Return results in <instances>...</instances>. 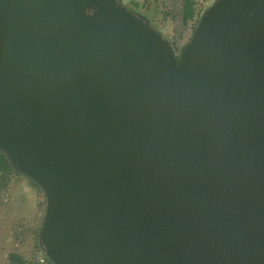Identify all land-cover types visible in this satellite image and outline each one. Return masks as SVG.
Returning <instances> with one entry per match:
<instances>
[{"label": "water", "instance_id": "obj_1", "mask_svg": "<svg viewBox=\"0 0 264 264\" xmlns=\"http://www.w3.org/2000/svg\"><path fill=\"white\" fill-rule=\"evenodd\" d=\"M0 153L53 264H264V0L179 56L122 0H0Z\"/></svg>", "mask_w": 264, "mask_h": 264}, {"label": "rangeland", "instance_id": "obj_2", "mask_svg": "<svg viewBox=\"0 0 264 264\" xmlns=\"http://www.w3.org/2000/svg\"><path fill=\"white\" fill-rule=\"evenodd\" d=\"M185 0H122L132 11L147 17L172 44L177 56L189 43L202 14L216 0H192L193 20L184 22ZM0 177V264H49L39 245L47 200L41 188L25 175H14L6 186ZM52 263V262H51Z\"/></svg>", "mask_w": 264, "mask_h": 264}, {"label": "trees", "instance_id": "obj_3", "mask_svg": "<svg viewBox=\"0 0 264 264\" xmlns=\"http://www.w3.org/2000/svg\"><path fill=\"white\" fill-rule=\"evenodd\" d=\"M183 13H184V15H183L184 22H187L188 20H193L195 18V16H196V9L194 7V2L192 0H185L184 1ZM18 174L22 175L21 173L15 171L13 169V167L9 163V161H8L7 157L5 156V154L4 153H0V177L2 178L1 179V185L2 186H6L10 182V180L12 179V177L14 175H18ZM30 181H32V180L30 179ZM34 184L36 186H38L36 183H34ZM45 257H46V260L49 262V264H53V263H51L49 261V259L47 258L46 254H45ZM12 259L14 261H16V262H19V263L23 264V262H22V260L20 259L19 256L12 255Z\"/></svg>", "mask_w": 264, "mask_h": 264}]
</instances>
